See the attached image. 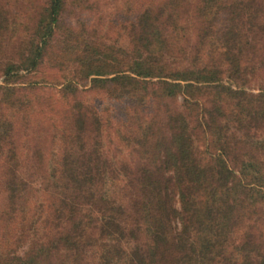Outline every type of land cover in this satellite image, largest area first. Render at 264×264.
<instances>
[{
	"label": "trees",
	"instance_id": "trees-1",
	"mask_svg": "<svg viewBox=\"0 0 264 264\" xmlns=\"http://www.w3.org/2000/svg\"><path fill=\"white\" fill-rule=\"evenodd\" d=\"M1 79L0 264H264V0H0Z\"/></svg>",
	"mask_w": 264,
	"mask_h": 264
},
{
	"label": "rangeland",
	"instance_id": "rangeland-1",
	"mask_svg": "<svg viewBox=\"0 0 264 264\" xmlns=\"http://www.w3.org/2000/svg\"><path fill=\"white\" fill-rule=\"evenodd\" d=\"M97 1V0H96ZM102 7H103V5H102ZM76 18H77V16L75 17V15H69L68 16V20H71V22H74L75 20H76ZM2 81V79L0 80V82ZM53 91V90H52ZM51 94L53 93V92H50ZM50 93H46V95L47 96H49V94ZM54 93H56V92H54ZM177 205L179 206L180 205V202H179V199H178V203H177Z\"/></svg>",
	"mask_w": 264,
	"mask_h": 264
}]
</instances>
